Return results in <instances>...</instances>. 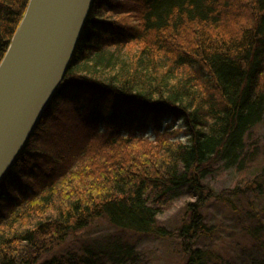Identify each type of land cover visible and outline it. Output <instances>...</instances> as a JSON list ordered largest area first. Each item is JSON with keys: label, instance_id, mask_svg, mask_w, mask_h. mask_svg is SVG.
<instances>
[{"label": "trees", "instance_id": "trees-1", "mask_svg": "<svg viewBox=\"0 0 264 264\" xmlns=\"http://www.w3.org/2000/svg\"><path fill=\"white\" fill-rule=\"evenodd\" d=\"M28 2L0 0V63ZM263 118L264 0H94L59 91L0 185V264H103L89 248L44 257L99 218L178 239V264H231L207 220L214 203L253 241L250 264H264V169L221 192L205 182L219 163L246 166ZM182 195L192 199L172 230L160 216ZM110 246L113 263L139 258Z\"/></svg>", "mask_w": 264, "mask_h": 264}, {"label": "water", "instance_id": "water-1", "mask_svg": "<svg viewBox=\"0 0 264 264\" xmlns=\"http://www.w3.org/2000/svg\"><path fill=\"white\" fill-rule=\"evenodd\" d=\"M94 0H29L0 63V185L59 91Z\"/></svg>", "mask_w": 264, "mask_h": 264}, {"label": "rangeland", "instance_id": "rangeland-1", "mask_svg": "<svg viewBox=\"0 0 264 264\" xmlns=\"http://www.w3.org/2000/svg\"><path fill=\"white\" fill-rule=\"evenodd\" d=\"M251 151H254L253 157L246 162L245 167H226L219 163L214 166L205 182L221 192L246 184L264 169V118L252 129L247 139L246 153ZM182 197L176 207L160 216L161 224L169 229L175 230L179 226L184 213V203L192 199L186 195ZM206 216L209 223L220 225L219 234L215 235V239L217 236L220 238L216 239L215 243H218V248L231 264H250L251 257H258L253 241L240 232L235 221L236 217L226 206L214 203L207 209ZM209 242L207 239L203 243L209 244ZM114 243L134 247L139 252L137 253L139 258L135 264H178L180 260L178 239L120 231L105 218L96 219L86 228L71 234L64 242L47 252L44 257L70 252L83 253L89 248L100 254V261L103 264H117L113 263L110 258L113 249L110 245Z\"/></svg>", "mask_w": 264, "mask_h": 264}]
</instances>
